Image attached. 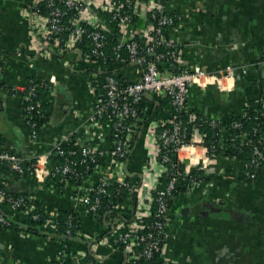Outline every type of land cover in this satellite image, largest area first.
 <instances>
[{
    "label": "crops",
    "instance_id": "1",
    "mask_svg": "<svg viewBox=\"0 0 264 264\" xmlns=\"http://www.w3.org/2000/svg\"><path fill=\"white\" fill-rule=\"evenodd\" d=\"M150 1L138 0L137 17L122 35H117L119 40H131L139 33ZM157 3L175 19L170 39L179 51L181 68L199 67L212 74L228 65L237 69L232 80L222 81V89L211 83L204 89L190 87L188 115L196 119L216 117L224 122L240 116L264 94V0H158ZM35 9L38 5L29 8L26 0H0V145L27 164L42 159L45 170L51 172L56 165L53 147L65 136L79 147H95L106 153L112 148L108 121L97 118L89 123L94 116L99 75L109 71L135 82L140 74L135 65L121 69L113 65L103 67L84 60L76 52L53 51L34 16ZM89 10L103 29L114 31L107 14L93 7ZM161 66L167 68L165 63ZM29 80L46 84L39 101L51 109L34 141L24 123L22 94L15 91L23 89ZM161 102L162 98L154 96L145 99L143 125L137 130L126 163L134 186L153 147L149 143L155 131L153 126L171 120ZM198 139L195 131L192 150H184L180 157L190 167L188 172L197 169L203 172L204 182L173 199L167 213L160 263L264 264V171L248 184L241 179L240 165L235 160L217 156L203 163L206 155ZM109 171L110 161L106 157L90 181L111 179ZM0 182L11 195L34 199L48 217L74 213L82 234L69 238L66 248L62 245L64 237L58 236L54 227L31 223L0 207V212L16 225L0 227L2 264L67 261L79 264L88 254L104 264H128L125 255L120 259L115 250L99 241L106 227L79 208L76 199L82 190L75 183L61 184L51 178L38 183L3 169ZM135 199L136 194L132 193L119 207L121 217L133 216Z\"/></svg>",
    "mask_w": 264,
    "mask_h": 264
},
{
    "label": "built area",
    "instance_id": "2",
    "mask_svg": "<svg viewBox=\"0 0 264 264\" xmlns=\"http://www.w3.org/2000/svg\"><path fill=\"white\" fill-rule=\"evenodd\" d=\"M41 1L46 2L47 14L42 15L39 9H35L36 14L34 16L41 24L49 47L53 51L76 52L84 60L100 63L103 67H108L106 65L108 57L103 50L106 44L104 33L108 32L99 25L96 16L90 13L89 7L107 14L113 25V32H116V35H122L129 25L135 21L139 6L138 0H124L123 3L121 0H90L88 2L87 0H35L34 4L37 5ZM157 1H150L148 11L151 18H154L155 14L159 15L157 22L153 24L146 17L144 19L145 24L137 34V36L144 39V42L141 44L134 38L131 40L118 39L117 44L113 47L114 62L137 66L140 74L139 80L123 84L115 77L107 76L98 88L94 104V116L90 118L89 123H94L97 118H104L108 121L112 137L111 150L106 153L95 147H79L80 164L86 165V160L96 163L97 158L106 159L108 157L110 161L109 174L112 177L111 179L102 177L96 183H92L90 180L100 167V164L97 163L93 166L92 174L83 178V183L78 185L82 191L79 192V197L76 199L77 205L86 215L93 219L97 217L96 213L100 207V202L98 198L91 201L90 196L93 193L108 196L107 187L112 184L117 183L126 189L129 195L136 194V208L131 221L125 225L124 221L112 222L105 220L106 231L99 240L101 244L110 247L112 250L114 248L110 242L111 238L114 239V242L121 243L128 264H138L139 258H150L153 252L162 254L163 244L160 245L159 236L165 238L167 202L169 199H173V193L180 177L176 164H183L184 173L190 174L188 172L190 167L184 163L180 154L186 149L192 150L194 132H198V142L206 155L203 163L208 158L225 157L223 152L219 155L215 152L216 148L222 149L225 139L229 138L231 141H236L239 138L244 139L246 137L245 134L240 136L229 134L227 128L219 127L217 138L207 148L204 144V134L198 127H194L189 141L185 142V123L177 119L176 115L186 113L189 88L198 86L204 89L208 83H211L216 85L218 89H222V81L232 80L237 69L232 65H228L212 74L199 67L191 70L181 68L178 49L171 39L167 40L163 34L164 27L172 25L173 20L163 15L164 6L159 5ZM84 38L91 44V51L88 56H82L78 49V45L82 43ZM159 46L166 48L164 53L156 51ZM124 52L127 53L126 57L123 56ZM163 63L167 64L166 69L162 68ZM241 72L245 73L244 69H241ZM43 87H45L43 84L31 83L28 86L25 85L23 89L15 90L22 94L24 123L29 130L31 141L36 140L41 128L33 121V116L37 113L40 114V117H43L39 110L41 103L38 100V95L42 92ZM148 96H154L157 99L163 97L169 99L173 109V112L169 114L171 127L162 129L165 127V123L153 126L155 131L151 137L152 142L149 141L153 147L147 155L141 173L135 178L137 184L134 186L126 171V163L131 152L130 143L133 136L137 134V125L140 120V109L138 107ZM258 100L259 98L249 107L264 108V102H261V100L258 102ZM260 116L264 119V112H261ZM187 117L189 120L187 124L198 126V119L191 117V115ZM209 125L215 128L217 123L211 121ZM240 128L241 125L235 123L230 130H239ZM158 129H161V131L157 135L156 131ZM259 134L263 140L262 146L251 145L252 159L249 166H246L245 176L250 180L257 179V169H260V171L262 167L264 169V134L262 132H259ZM69 138V136H65L54 145L53 156H63L64 163L62 166L55 165L51 172L45 170L43 160L40 158L27 165L22 158L14 153L4 151H0V163L7 164L11 173L20 177L27 173L29 178L38 183H44L47 178L54 179L55 176L62 177L61 182L64 183H68L66 179L68 176L69 178L80 179L77 169L74 168L75 162L69 160L70 156L76 155V152L70 151L65 156L60 150L61 143L67 142ZM196 171L201 170L197 169ZM163 175H167V185L163 190H158L160 178ZM196 185L198 183L192 181L187 191ZM0 207L8 208L31 222H37L41 219L34 199L30 197H10L1 182ZM119 207L116 206V209L118 210ZM43 214L47 218L44 224H49L55 228L56 216L48 217L46 213L43 212ZM150 216L154 220L151 228L147 230L143 219ZM0 225L9 226L8 219L1 212ZM67 233H70V231L68 230ZM74 234L82 235L79 229H75ZM137 250L139 251L136 252ZM93 257L95 262L90 264H104L103 261L96 259L95 256ZM0 264H2L1 258Z\"/></svg>",
    "mask_w": 264,
    "mask_h": 264
},
{
    "label": "trees",
    "instance_id": "3",
    "mask_svg": "<svg viewBox=\"0 0 264 264\" xmlns=\"http://www.w3.org/2000/svg\"><path fill=\"white\" fill-rule=\"evenodd\" d=\"M34 1L35 0H26L27 7L31 8L34 4ZM121 1L123 3L124 0H121ZM37 5H38V9H39L40 13L42 15H46L47 14L46 2L41 1V2H38ZM163 15L170 17L173 20L172 25L166 26L163 29V34H164L165 38L167 40H170V32L175 26V19H174V17L167 14L165 11H164ZM158 18H159V15H156V14H155L154 18H151V14H149V13L147 15V20L153 24H155L157 22ZM65 22H66V19H65ZM104 35H105V39H106V44H105L103 50L105 51V53L108 57V61H107L106 65L107 66L113 65L116 69H121V68L127 66V64L114 62L113 47L118 42V36L116 35V32H111V33L105 32ZM134 40L138 41L141 44L144 42V39L141 38L140 36H137V35L134 37ZM78 49H79V52L82 54V56H88L90 54V51H91V44L86 38H84L82 43L78 45ZM165 49L166 48L164 46H159L156 49V51L158 53H164ZM123 56L126 57L127 53L124 52ZM98 64H100V63H98ZM0 68H1V64H0ZM107 76L115 77L120 83H123V84L130 83L129 81H126L123 78H121L120 76L116 75L115 73L109 72V71L104 72L103 74L99 75V79H100L99 83L102 84L104 78ZM31 83H37V84L45 85V87H43L42 90L46 91L47 86L44 82L38 81V80H29L27 82L26 86L30 85ZM40 98H41L40 95H38V100H40ZM260 100H261V102L262 101L264 102V94H262L259 97L258 102H260ZM161 105L165 109V111H167L169 114L173 112V109H172V107L169 103V99L167 97L162 98ZM144 106H145V99L138 107L140 109V113H139L140 114V120L138 122L137 128H139V129L143 125L142 119H143V108H144ZM39 110H40V113L42 114L43 117H40V114L35 113L33 116L34 117L33 121L36 122L37 125L40 127L48 119V117L51 113V109L47 103H42L39 106ZM261 112H264V108L260 109V107H258V106H257V108L247 107L240 116L231 117L224 122L218 120L216 117L206 118V117L199 116L198 123H197L198 126L196 124H187V122L189 121L188 117H187L188 113H179V114H177V115L175 114V115H176L177 119L182 120V122L185 123V128H186L185 142L189 141V139L193 133V128L198 127L200 129V131L205 136L204 144L207 148L210 147L212 142L217 138V131H218L219 127L227 128V131H229V134H235L237 136H240L241 134H245L246 137L244 139L239 138L236 141H231V139H229V138L225 139V144L223 145L222 149L216 148L215 152L218 155L221 152H223L224 156L227 159L237 161L240 165L241 179L244 182L250 184V183L254 182L255 180L247 179V177L245 176V172H246V166L247 167L249 166L250 160L252 159L251 145L253 144V145L262 146L261 143L263 142V140L261 139V135L259 134V132H262L264 134V119L260 116ZM211 121H214L217 123V126L215 128H213L209 125ZM235 123H239L241 125V128L239 130H230L232 125ZM170 127H171L170 123H168V124L166 123L165 127L162 129H168ZM160 131H161V129H158L156 131V134L158 135V133ZM136 136H137V134L133 136L132 141L130 143V147L133 146V142H134ZM158 144L160 145V143H158ZM60 150L64 153L65 156H67L68 152H70V151L76 152V155L70 156L69 160H72L75 162L74 168L77 169L79 176H80V179L69 178V176L66 178L68 180L67 182L73 183V184L75 183L76 185H81L83 183V178L92 174L93 166L95 164L98 163L101 165L103 162V158H97L96 163H91L89 160H86V165L80 164L81 158L79 156V146H77L75 144V141L71 137L69 138V140L67 142L61 143ZM0 151L12 153L7 148L1 147V145H0ZM172 157H173V155H172ZM54 158H55L54 160H55L57 166L63 165V163H64V157L63 156L62 157L55 156ZM32 163H34V161L30 162L27 165H30ZM263 166H264V164H263ZM0 169H3L5 171L11 173L7 164H5V163H0ZM169 169H170V166H169ZM176 169H178V171L180 173V177L178 179L177 185L175 187V191L173 193V199L179 194L186 193L188 190V186L191 185L192 181H194L196 183L204 182V178H203L204 175H203L202 171H194L190 174H185L184 173V165L179 164V163L176 164ZM263 171H264L263 167H262L261 171H260V169H257L256 175L259 176ZM166 176L163 175L160 178L158 190H163L166 187V185H167ZM21 177H27L28 178L29 176L26 173V174H23ZM61 178L62 177H60V176H55L53 180H55L61 184H65L64 182H61V180H62ZM4 189H5L6 193L8 195H10V197L27 198L26 195L13 196L7 191V189L5 187H4ZM107 192H108V196L96 195L94 193L90 196L91 201H93L94 198H98L99 202H100V207L98 208L97 213H96L97 217H95L94 219L101 222L103 225L105 224V220L106 221L109 220L112 222H116V221H119V222L122 221L123 222L124 221L125 225H127L131 221V218L121 217L119 214V211L116 209V206H122L127 202L128 198H129L128 191L116 183V184H112V185L108 186ZM173 199L168 200L167 211H169ZM35 205L37 206V209H38V212L41 216V219L39 221L33 222V223H35V224L45 223L47 220L46 216L43 214V211H41L40 207L37 205L36 202H35ZM153 220H154V218L152 216L146 217L145 219H143V223L147 227V230H149L151 228ZM14 226H16V225H13V223H10V221H9V226L0 225V227L4 228V229L11 228ZM55 229H56V233L58 236L64 237V241H63L62 245L67 246L68 239L74 237V230L80 229L79 220L77 218V215H75L74 213H58L56 216ZM68 230L70 231V233H67ZM147 230H146V232H147ZM159 237H160V241H161L160 245H161V244H163L165 238L162 237L161 235ZM110 242H111V244L115 250L114 254H118L120 256V259H123L122 258L123 257L122 255H124L123 245L121 243L114 242L113 238L110 239ZM66 248H68V246ZM138 251L139 250H137L136 252H138ZM160 256H161L160 253L153 252L152 256L150 258H139L137 262H138V264H161L160 263ZM92 262H95V259L92 255L88 254L82 261H80L79 264H90ZM61 264H73V263H70L67 261V262H64Z\"/></svg>",
    "mask_w": 264,
    "mask_h": 264
},
{
    "label": "water",
    "instance_id": "4",
    "mask_svg": "<svg viewBox=\"0 0 264 264\" xmlns=\"http://www.w3.org/2000/svg\"><path fill=\"white\" fill-rule=\"evenodd\" d=\"M215 212H220V209H213ZM126 258V257H125Z\"/></svg>",
    "mask_w": 264,
    "mask_h": 264
}]
</instances>
